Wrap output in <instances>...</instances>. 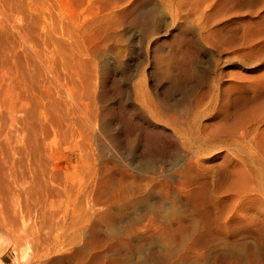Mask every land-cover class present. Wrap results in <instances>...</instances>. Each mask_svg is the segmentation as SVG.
<instances>
[{
	"label": "bare ground",
	"instance_id": "obj_1",
	"mask_svg": "<svg viewBox=\"0 0 264 264\" xmlns=\"http://www.w3.org/2000/svg\"><path fill=\"white\" fill-rule=\"evenodd\" d=\"M55 8L0 0V233L20 242L36 220L60 230L57 242L98 206L100 226L118 225L146 201L185 209L179 226L257 222L264 80L255 66L247 74L244 49L222 45L217 30L146 35L96 19L92 31L80 11L71 28ZM152 57L167 69L149 71ZM123 110L166 140V152L146 158L122 129ZM160 224L148 216L144 236Z\"/></svg>",
	"mask_w": 264,
	"mask_h": 264
},
{
	"label": "rangeland",
	"instance_id": "obj_2",
	"mask_svg": "<svg viewBox=\"0 0 264 264\" xmlns=\"http://www.w3.org/2000/svg\"><path fill=\"white\" fill-rule=\"evenodd\" d=\"M55 1L58 9H54V15L59 14L60 7L71 28H75L80 11L92 31L99 29L92 25L96 19H100V29L109 25L111 31L137 30L146 35L166 30H217L223 36L222 45L244 49L251 68L247 74L251 75L255 66L264 80V0H83L80 4L77 0ZM138 1L142 6L135 10ZM167 67L165 59L153 57L147 65L149 71ZM112 91L114 96L118 94L115 86ZM262 94L264 104V88ZM131 110H123L117 116L129 138L148 154L145 155L149 160L166 152L167 141L134 119ZM262 193L258 221L229 230L204 221H188L179 226L173 220L184 215L185 209L172 204L158 209L152 201L142 202L137 212L129 214L127 222L118 225L100 226L98 206L92 211L93 220L66 227V236L57 242L52 235L60 230L40 229L33 220L30 234L20 242L10 234L0 233V264H114L115 260L116 264H264V187ZM37 209L33 207L31 214ZM23 211L26 213L24 207ZM152 214L159 215L162 224L146 238L145 219ZM119 239H126L128 245L118 246Z\"/></svg>",
	"mask_w": 264,
	"mask_h": 264
}]
</instances>
